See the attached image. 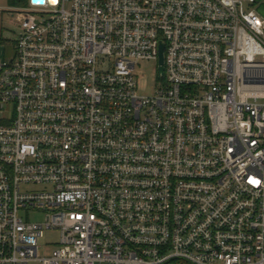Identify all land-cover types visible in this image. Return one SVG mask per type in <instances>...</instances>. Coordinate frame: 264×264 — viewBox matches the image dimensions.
Segmentation results:
<instances>
[{"label":"built area","instance_id":"1","mask_svg":"<svg viewBox=\"0 0 264 264\" xmlns=\"http://www.w3.org/2000/svg\"><path fill=\"white\" fill-rule=\"evenodd\" d=\"M260 3L17 9L0 62V264H264ZM162 44L163 82L141 94L135 69H159ZM46 229L60 247L39 257Z\"/></svg>","mask_w":264,"mask_h":264},{"label":"rangeland","instance_id":"2","mask_svg":"<svg viewBox=\"0 0 264 264\" xmlns=\"http://www.w3.org/2000/svg\"><path fill=\"white\" fill-rule=\"evenodd\" d=\"M28 5L29 0H25L22 5L16 4L15 0H0V62L10 60L16 55L17 38L20 32L17 9ZM255 7L264 18V3L257 4ZM135 73L139 82V92L144 95L152 94L163 82L157 62L154 60L142 61L135 69ZM22 215L37 222H44L47 217V213L42 210H33L29 214L22 211ZM59 247L60 232L56 229H46L44 237L40 240L39 257H49ZM32 264L42 263L35 261Z\"/></svg>","mask_w":264,"mask_h":264},{"label":"water","instance_id":"3","mask_svg":"<svg viewBox=\"0 0 264 264\" xmlns=\"http://www.w3.org/2000/svg\"><path fill=\"white\" fill-rule=\"evenodd\" d=\"M164 44H162L161 54H160V67L159 71L161 74H164L165 71V55H164Z\"/></svg>","mask_w":264,"mask_h":264},{"label":"trees","instance_id":"4","mask_svg":"<svg viewBox=\"0 0 264 264\" xmlns=\"http://www.w3.org/2000/svg\"><path fill=\"white\" fill-rule=\"evenodd\" d=\"M25 0H15V3L16 4H20V5H22V3L24 2Z\"/></svg>","mask_w":264,"mask_h":264}]
</instances>
